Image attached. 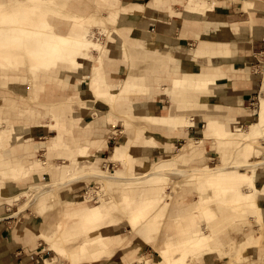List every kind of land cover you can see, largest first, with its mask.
Listing matches in <instances>:
<instances>
[{
    "label": "bare ground",
    "instance_id": "1",
    "mask_svg": "<svg viewBox=\"0 0 264 264\" xmlns=\"http://www.w3.org/2000/svg\"><path fill=\"white\" fill-rule=\"evenodd\" d=\"M98 1L102 9L106 4H109V9L112 8L110 13L103 12L104 17L110 21L116 20L120 8L118 0ZM211 2L212 0L201 2L189 0L187 8L196 11L205 10L209 14L212 10ZM249 2L254 6L253 0ZM86 3V0H0V85L7 84L9 80H17V75L24 71L23 67L28 66H31L32 80L35 79L36 90L43 87L44 80L58 81L64 87L68 84L72 73H84L88 76L85 79L89 80V87L93 94L128 102L135 93L139 92L156 94L167 92L173 95L192 91L201 92L208 84L215 82V77L205 79L201 74L195 77L191 73L183 76L176 75L171 78L173 81L171 85L161 88L131 78L122 79L120 84L108 83L102 70L103 56L124 54V40L118 30L105 27L102 18L86 20L80 18L79 15H84L88 11ZM114 3L118 5V9L113 8ZM131 5L134 6V4ZM133 6L123 9H134ZM72 10L75 13H72ZM94 23L102 24L106 29L105 41L102 40L103 38L94 36L95 32L90 27ZM14 69L15 71H12ZM187 101H173L165 113L147 112L127 116L157 123L163 127H172L178 131L181 127L188 126L190 122V125H193L194 117L188 120L184 115L188 107L190 109H196L198 105L205 107V103L200 101ZM261 102L263 109L257 111V119L251 124L249 131L243 130L240 125H234L233 128L230 126L234 119V123H239L238 121L246 118L243 113H238L233 118L209 117L202 130L204 136L197 140L185 136V143L178 149L179 153L172 154L171 158H160L153 162L147 173L141 176L128 177L119 169L117 172L109 171L106 174L89 173L102 188L125 179L157 177L169 172L178 176L186 174L188 177L182 185L196 186L197 191H192L196 199L195 207L190 206L187 198L176 218L165 223L170 195L166 197L149 192L145 188L136 197L123 194L122 198L114 200L110 196L103 197L100 193L103 189L98 191L93 189L77 199H72L69 204L63 206V209L61 208L63 221L71 223V233L65 240L56 241V231L53 229L49 234L55 236L56 243L53 242L51 245L62 256L69 258L71 264L84 262L90 254L98 257L102 252H107L111 255L117 236H109L103 231L96 232L73 250L67 248L66 241L68 237H75L73 232L76 228V231L83 228L89 230L88 227H92L103 219L120 215L127 218V226L139 238V247L123 256V261L149 264L150 256H144L142 253V250L149 245L154 246V252L160 256L158 264H191L192 257L222 256L227 245L230 250H233L237 242L229 236H227L229 239H225L221 236L220 230L234 226L236 218L242 217L240 220H247L245 218L248 215L255 216L256 221L264 225L258 202V195L264 193V167L262 166L264 159L256 144L258 138L264 140V95L261 96ZM82 115L83 118H88L86 112ZM137 128L136 137L140 143L145 145L154 142V137L146 136L139 127ZM39 129L40 127L16 125L11 131L1 133L0 141L6 144L17 138L34 135L39 132ZM210 136L225 143H239L245 157H254L256 160L251 163L238 161L232 164L218 163L216 166L204 164L194 165L191 168L180 167V164L184 162L175 155L183 157L192 152L196 145H203L204 138ZM80 151L85 153L86 147H82ZM128 152L126 146L120 143L114 147L110 158L118 161ZM201 157L193 155L191 161ZM25 171L27 169L20 165L14 166L11 170L13 175ZM252 171L256 173L254 180L251 178ZM59 183L61 182L45 184L34 196L40 192L52 191ZM244 183L251 188L243 189ZM98 196L101 198L100 201L98 199L96 203L88 202L92 198L97 199ZM40 232L44 231L40 230L38 234ZM262 237L263 231L258 230L239 239V251L249 258V263L246 264H264V250L262 253L257 251Z\"/></svg>",
    "mask_w": 264,
    "mask_h": 264
},
{
    "label": "rangeland",
    "instance_id": "2",
    "mask_svg": "<svg viewBox=\"0 0 264 264\" xmlns=\"http://www.w3.org/2000/svg\"><path fill=\"white\" fill-rule=\"evenodd\" d=\"M87 1V9L88 11L84 13V15H79L80 18L83 19H97V17L104 19V25L108 29H115L118 30V32L122 35L120 32V26L124 25L123 21H118V18L121 13L126 12V10L123 9L122 3H125L124 0H118V5L114 3V9H118V15L116 20L110 21L106 19L103 15V12L110 13L112 8L109 9V4H106L104 9L101 8V5L99 4L98 0H86ZM138 2H146L148 0H135ZM199 2L203 0H198ZM241 1V0H240ZM243 3L246 2V0H242ZM155 2H158L161 6V11L156 13V15H143V14H133V17H138L141 16L146 20V24L150 23L153 21V23L157 22V26L154 24L150 26L152 29L154 26L155 31H163L165 33L170 32L168 29L169 26L173 25L176 26V24H180L181 21L183 20V14L179 13L181 17H174L167 15L172 10H169L167 0H164V2H161V0H157ZM172 3L174 11L177 12H184V6L186 0H170ZM197 2V0H196ZM188 5V3H186ZM246 5V4H244ZM112 7V6H111ZM72 13H75L74 10L71 11ZM83 16V17H82ZM132 17V18H133ZM159 18H161V21L159 22ZM155 19V20H154ZM171 22V24H169ZM164 25L162 28L159 26V24ZM132 28L126 29L129 31V34L131 37H124L122 35L124 43H123V48L125 50L124 54H121L122 58L124 61H121L119 58V61L116 60L115 62V71H114V77L116 80H122L128 72H133L134 70L143 72V71H148L149 66L151 62H155V57L150 56L149 58L145 59L144 55L141 54V42H143V47L148 48L150 44L146 45L144 41V36L147 35V32L139 29V27L133 26V23H130ZM138 26L141 27L139 24ZM92 28V31L95 32L94 36L99 37L103 41L106 40V29L102 26V24H97L94 23L90 26ZM147 25H145V28ZM136 29V30H135ZM165 29V30H164ZM95 37V38H96ZM137 38L135 40L134 38ZM138 40L140 42H138ZM142 40V41H141ZM195 40L193 41L192 47H195ZM137 47H140L138 54L136 53ZM160 49V48H157ZM160 50H165V49H160ZM190 52H193V49H190ZM111 55V54H110ZM262 54L256 53L255 56L252 58V62L248 63V67L245 69L248 71L249 76L255 75L258 80L257 85H256V90L252 94L253 97L250 99L251 103H247V108H241L239 110V113H243L246 115V118L241 119L238 121L239 123H234L235 119L233 120V123L230 124L231 128L234 127V125H240L243 130H250L251 129V124L257 119V111L263 109L261 108L262 102H261V96L264 95V62L260 61ZM117 56V55H116ZM190 56H186V58ZM223 59H230V58H224V57H218V58H213V60L209 58H204L199 61L201 64H209V63H218L221 62ZM190 61V60H186ZM198 60H194L195 63ZM193 62V61H190ZM197 66V64H196ZM24 68V73L27 74L26 79H24V83L22 81L20 82H10L5 85L0 86V94L1 95H7L11 96L14 98V101L17 103L11 104L10 105V110H14L13 112H16L19 107H33L37 106L41 109H46L45 104H40L38 103L39 100L34 99V90H33V85L31 84V66ZM12 71H15L12 70ZM26 71V72H25ZM29 71L30 73H28ZM88 78L87 75L84 73H72L71 78L69 79L70 85L67 87L65 90L66 93H73L75 89H80V88H86L87 89V83L86 79ZM85 80V81H83ZM120 81L118 82L120 84ZM217 81V80H216ZM215 81V82H216ZM172 80L169 79V83L167 82V85L172 84ZM74 83V84H73ZM90 86V85H89ZM261 86V87H260ZM160 87V86H159ZM215 86L213 84H208L207 87L204 89V91L201 92H187L183 94H178V95H173V93L168 94L167 92H159L161 93V97L153 98V99H145L146 104L151 107H149L148 111L151 112H160V113H165L168 111V108L171 107V103L173 101L177 100H182L186 101L191 100V101H200L201 103H205V107L202 105H198L196 109H190L189 107L184 111V115L188 120L190 117H194L192 120L193 125H190L188 123V126H183L180 129L184 130V136L181 135L177 137V141L172 144L170 147H165L164 149L167 150V153L162 154L160 158H171L172 154H177L179 153V148L185 143V136H190L193 138V140H197V138H200L201 136H204L202 133V130L204 129L205 123L207 122V118L217 116L220 119H223L221 115H219V109H216L215 107H218V105H214V100H201L198 97H193L192 95H200L201 93L206 95V93L213 95L216 90L214 88ZM161 88V87H160ZM84 89V90H86ZM164 91V90H162ZM83 98L86 100L85 104L82 106H89L91 112H95L92 116L90 115V120L95 122L96 120H103V118L100 119L99 116H104L106 114L107 110H109V107L114 110V108L117 106L120 107L121 100H117L115 98H108V97H102L93 94L91 91V88H89V93L84 91L82 94ZM160 96V95H159ZM170 98V99H169ZM163 99V100H161ZM152 100L156 101H161L162 105H166L165 108H158V106L155 105ZM6 99L4 97H0V108L4 107L6 108ZM76 106H81V103H77V101H73ZM130 102V101H129ZM229 103L232 102V100L228 101ZM117 105V106H116ZM109 106V107H108ZM115 108V109H116ZM161 109V110H160ZM189 109V110H188ZM116 115H118V121L117 125L113 124H107L108 128H103L99 136H102L104 138H109L110 139V149L107 151H101L98 149H95L97 151V154L101 155L103 158L98 160V166L94 164V159L92 158L91 155H88L87 152L85 153L81 152L80 149H76V152H73V157H74V164L71 166H65L64 169H62V173L57 172V167L55 165L54 168L52 165H50L49 160H45L44 163L42 164L41 161H36L35 163H32L31 166L27 169L25 172L18 173L16 175H13L11 170L15 165H11L10 167L6 168L3 172L1 177L8 179L6 181V184L9 186L7 188V192L4 191V196L0 195V203H8L10 207L13 205L18 206V212L14 214L17 218H20L21 220H25L26 226L32 228V231L36 234V239L34 240V243L31 245V247H38L42 248V253H43V260L42 264H71L72 262L67 258L66 256H62L61 253L57 252V250L51 245L56 236V241L57 240H65L66 236L69 235L70 229H71V223H66L63 221V216H62V209L64 205H67L70 203L73 197H80L87 191H93L96 190H101L100 193L103 194L102 196H110L114 200H118L122 198L123 194H127L129 196H138L143 189H148L149 192H153L156 194L164 195V196H169L170 195V201H169V207L167 208L166 211V220L165 223L168 221H173V219L176 218V215L179 211L180 208L184 206L186 203V199H189V204L191 207L196 206V199L194 193L192 191H197L196 186L194 185H182L184 183V180L188 177V175H181L178 176L177 174H172V172L165 173L159 176L155 177H144L141 179H136V180H127L125 179L124 181H119L117 184H110L106 185L105 187L102 188L101 184L96 183L97 180H94V177L90 175L89 173L96 172V173H108L110 172H117V170H121L124 172L125 176H141L145 173H147V170L152 166L151 165H142L139 162L135 165V168H132V164L134 163V155L138 158H142L140 155L145 156L146 154L152 153L154 151H160L163 150L160 148L159 141L161 139H165V137H171L170 132H167L168 129L172 131H177L172 127H163L160 124L157 123H151V122H146L143 120H140L139 118H129L127 115L121 117L120 113L117 111H114ZM147 113V112H143ZM142 113V114H143ZM130 115V114H129ZM99 117V118H98ZM45 121L52 120L51 116L46 115L43 118ZM3 125L1 126V133L7 132L6 130V125L2 123ZM160 126V127H159ZM137 127H139L146 136H152L155 138L153 143H147V144H142L137 140ZM163 129H162V128ZM161 128L160 130H158ZM164 129H167L165 131ZM179 129V130H180ZM178 132V131H177ZM55 133L54 131L49 132V134ZM78 135L77 133L75 136ZM93 136H97L96 134L92 133ZM82 138V136H80ZM188 138V137H187ZM18 139V138H17ZM20 139H24L20 138ZM40 140H43V142H39ZM46 137L44 136H34L32 138V144L35 145L36 147H39L37 152H35L34 155H32L31 158H46V155L43 154L42 147L45 145ZM122 143L126 148L128 149L127 155H125L122 159L116 161L113 160L112 158H108L107 156L110 154L112 155L113 153V148ZM193 144H198V143H193ZM239 143H225L216 137H208L204 138V143L203 145H196L195 149L192 152L187 153L186 155H183V157H180L178 155L177 158L181 162L180 167L183 168H191L194 165H204L208 164L210 166H216L218 163H228L232 164L238 161H243L246 163H251L256 158L247 156L242 153V148L241 146L238 145ZM256 144L259 146L258 150L261 151L262 159H264V140L258 138L256 141ZM87 150V149H86ZM94 150V151H95ZM193 155L196 156H202L201 158H197L193 161H191V157ZM59 157H62L61 155ZM56 158L55 156H49L50 160L52 162H62V158ZM106 158V159H105ZM187 162V163H186ZM264 167V164L262 165ZM26 169V168H24ZM29 170V171H28ZM39 170L45 171V174H42L41 177L40 175L35 176L34 179H29L28 176H30V173H35L39 172ZM67 173V174H66ZM37 177V178H35ZM256 177L255 171L251 172V178L254 180ZM15 178V179H14ZM149 178V179H148ZM10 179V180H9ZM148 179V180H147ZM146 180V181H145ZM56 181H60L56 187L52 191H48L46 193H39L37 196H34L36 192H38L39 189H41L45 184L53 183ZM37 184V185H36ZM91 186H93L91 188ZM97 188V189H96ZM243 189H250L249 185L247 183H244L242 185ZM24 189V190H23ZM89 189V190H88ZM91 189V190H90ZM22 190V191H21ZM82 194V195H81ZM264 195V193H262ZM76 197V199L78 198ZM101 200V198L98 196L97 199L92 198L88 202L89 203H96L97 200ZM260 202V201H258ZM99 203V202H98ZM62 208V209H61ZM22 209H26L28 212L26 215L24 214V211H21ZM48 211L53 213L51 216V220H54V215L57 213L59 220L53 224L48 223L45 218L48 216ZM259 213L262 215V218L264 219V207L262 206V203H259ZM242 218V217H240ZM240 218H236L235 221L236 223L234 226L230 228H224L223 230H220L221 236H223L225 239L232 238L234 241L237 242L235 246L233 247V250L229 249V245L224 249L225 253L222 254V256H219L218 259L220 260L218 264H232V263H237V264H246L249 263V258L246 257L245 253H242L238 249V242L239 239L248 236L249 234L258 232V230L263 231V237L260 242V244L257 247V251L259 253H262L264 250V225L259 224L256 221L255 216H247L245 219L247 220H240ZM127 218L122 217L120 215H114L113 217L103 219L96 224L92 225V227H88L89 230H85L84 228L81 230L75 229L73 233H78L74 234L75 236V241L74 243H68L69 241H72L73 237H68L67 239V248L69 250H73V247L77 246L78 244L82 243L85 239L90 238L91 236L95 235L96 232H102L106 233L109 236H115L113 235L114 228H120V230L116 231L119 233L117 238V242L114 244V249L111 255L107 252H102L100 256L95 257L94 255H88L86 259H84V262L80 264H108L109 260L112 258H116L119 256L120 252H124L131 242L133 240H136L135 242L139 241L138 237L135 235L134 231L128 233L127 231L126 238H123L124 242H122V235L125 233V231L122 232L121 226L127 225ZM201 222L202 219L200 218ZM240 220V221H239ZM203 223V222H202ZM262 225V226H261ZM91 228V230H90ZM55 229L56 234L50 235ZM164 229V227H163ZM44 231L43 233H39L38 231ZM171 232V231H170ZM229 236V238L227 237ZM59 238V239H58ZM71 238V239H70ZM129 238V239H128ZM138 238V239H137ZM45 241V243L43 242ZM131 242L128 244L127 241ZM160 240V239H159ZM157 240V241H159ZM56 242H54L55 244ZM49 249H47L45 246ZM127 245V246H126ZM136 246L139 247V245L133 243V247L135 248ZM154 246L151 249L144 248L142 250V253L144 256H150V262L149 264H158L159 263V258L160 256L154 252ZM150 250V251H148ZM128 253V252H127ZM61 254V255H60ZM116 254V255H115ZM125 256V255H124ZM204 256H211V255H204ZM123 258V257H122ZM121 258V259H122ZM215 258V257H214ZM217 259V258H216ZM123 261V259H122ZM132 262L133 261H129ZM119 264L120 262H115ZM111 263V264H115ZM191 264H204L203 258H198V257H192L191 258Z\"/></svg>",
    "mask_w": 264,
    "mask_h": 264
},
{
    "label": "crops",
    "instance_id": "3",
    "mask_svg": "<svg viewBox=\"0 0 264 264\" xmlns=\"http://www.w3.org/2000/svg\"><path fill=\"white\" fill-rule=\"evenodd\" d=\"M155 1L157 0H148L144 3L135 0H124L125 3H122L123 8H128L133 6L131 4H134V9H124L126 12L120 14L118 21L124 22V25L120 26V32L124 37L130 38L131 35L126 30L132 28L130 23L146 31L147 35L144 36V41L146 45L150 44V46L144 48L143 42H141L140 55L143 54L145 59L150 56L156 59L154 63H150L148 71H130L123 79L131 78L139 82L144 81L145 84L163 87L167 85V82L169 83V79L176 75L183 76L184 74L192 73L195 77L201 74L205 79L215 77V81H217L212 84L215 86L216 92L213 95L201 93L200 95L193 94L192 96L204 101L214 100V105H218L219 107L218 114L222 117L233 118L237 116L241 108H247V103H251L248 101L253 97L252 94L255 92L258 82L257 77L255 75L249 76V72L245 69L249 66L248 63L252 62L255 54H259V52L264 50V0H253L254 6L249 0H246L244 3L242 0H212L210 4L212 10L209 14L205 10L196 11L195 9L191 10L187 8L186 3L189 0H186L184 3V12L174 11L172 3L170 0H167L169 10H172L167 15L181 17L179 13L183 14L181 23L176 24V26H169L170 32L168 33L159 30L155 31L157 22L153 23L152 21L146 24L147 19L141 16H132L135 13L147 16L158 14L161 11L160 6L163 3L160 5ZM161 2H164V0H161ZM158 20L160 22L161 18ZM139 24L141 27L138 26ZM154 24L156 26L151 29L150 26ZM158 24L161 26L160 23ZM145 25H147L146 28ZM161 27L163 28L164 25ZM134 39L137 40V38ZM194 40L196 43L193 48L192 44ZM138 42L140 41L138 40ZM137 49L136 53L138 54L140 47H137ZM190 49H193V52H190ZM186 56H190V58H186ZM220 56L230 59H223L218 63H199L200 60L206 57L213 60V58ZM119 58L121 61H124L121 55L105 54L103 56L102 70L108 83L116 84L120 81H117L114 77L115 62L116 60L119 61ZM194 60H198V63H195ZM26 76L27 74L21 72L17 75V80H9L7 84L20 81L24 83L23 80L26 79ZM30 82L34 90L33 98H38V103L45 104L47 106L46 109H41L37 106L19 107L16 112H13L14 110L12 111L9 108L11 104H17L14 98L0 94V97H4L7 101L6 108H0V129L3 125L2 123L6 125L7 131H11L16 125L40 127L38 133L25 136L24 139H14L6 144H2L0 141L1 196H4V191L7 192V188H9L6 187L9 186L6 184L8 179L1 177V175L11 165L16 164L28 169L36 161H41L43 164L45 160H49L50 165H55L57 172L61 174L65 166L74 164L73 152H76V149L79 151L80 148L86 147L87 154L92 156L94 164L98 166V160L103 157L97 154L95 149L107 151L111 148L110 139L99 135L104 132L102 131L103 128H108V123L117 125L119 118L114 111L119 112L121 117L128 114L141 115L143 112H150L148 109L151 106L148 107L145 99L161 97V93H163H135L129 100L130 102L121 101L120 107L116 105L117 108L115 107L116 109L114 108V110L108 106L109 110H107L106 114L99 116L103 120L93 122L90 120V115L92 116L95 112H91L89 106H82L86 100L81 94L84 91L89 93V80L86 79L87 89L77 88L73 93L65 92L70 85L69 82L63 87L58 81L44 80L42 83L43 87L37 90L34 88L35 79L32 80L31 77ZM230 100H232L231 103L228 102ZM73 101L81 103V106H76ZM152 102L158 108L166 107V105L161 104V101L152 100ZM83 112L88 114V118H83ZM46 115L51 116L52 120L45 121L43 118ZM164 130L167 131V129ZM51 131L55 133L49 134ZM167 132H170L172 136L158 140L159 144H161L160 148L163 150L154 151L145 156L140 155L142 158H138L139 156L137 157L135 154L132 168H135L137 162L142 165H151L153 162L159 160L162 154L167 153V150L164 148L174 144L177 141L176 139H178L177 137L184 136L185 131L180 129L178 132H175L168 129ZM76 133L80 135L75 136ZM92 133L97 136H93ZM39 135L46 137V141H44L45 145L42 147L46 158H31L40 149L32 144V138ZM39 142H43V140ZM60 155L64 158L62 162L55 163L49 158V156L58 158ZM110 156L109 154L107 157L110 158ZM32 174H35V176L37 174L41 177L42 174H45V171L39 170V172L35 171ZM28 178L34 179V175H30ZM76 197L73 198L76 199ZM258 201L264 207V195L259 194ZM7 204L0 203V264H42V248H38L37 246L31 247L36 239V234L32 231V228L26 226V219L21 220L14 215L18 212V206L13 205L10 207ZM22 211H24L25 215L28 213L26 209ZM47 215L45 220L50 224L54 222L56 225V222L59 220L57 213L54 215V220H51L53 213L48 211ZM121 229L122 232L125 231L122 235V242H124L125 239L123 240V238H126L127 231H129L128 233L131 232V228L125 225L124 227L121 226ZM117 230H120V228L113 229V235H120L119 233L116 235ZM74 239L75 237L68 243H74ZM117 240L119 241L118 238ZM135 241L131 242V240H128V244L131 242L129 247L124 252H120L118 257H111L108 264L115 262H120L119 264H132L129 261H122L121 258L127 252L138 247H133V243L139 245V241ZM43 242L45 243L44 240ZM45 247L49 249L47 245ZM146 248L152 250L153 246L149 245ZM219 261L218 258L216 259L213 256L203 257L204 264H218ZM133 263L138 264L136 262Z\"/></svg>",
    "mask_w": 264,
    "mask_h": 264
},
{
    "label": "built area",
    "instance_id": "4",
    "mask_svg": "<svg viewBox=\"0 0 264 264\" xmlns=\"http://www.w3.org/2000/svg\"><path fill=\"white\" fill-rule=\"evenodd\" d=\"M259 54H262L261 55V59H259L260 61L264 62V50L259 52Z\"/></svg>",
    "mask_w": 264,
    "mask_h": 264
}]
</instances>
